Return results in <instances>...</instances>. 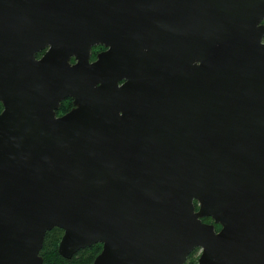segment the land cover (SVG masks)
<instances>
[{
  "label": "water",
  "instance_id": "95a60500",
  "mask_svg": "<svg viewBox=\"0 0 264 264\" xmlns=\"http://www.w3.org/2000/svg\"><path fill=\"white\" fill-rule=\"evenodd\" d=\"M263 40L264 0H0V264L54 228L68 260L264 264Z\"/></svg>",
  "mask_w": 264,
  "mask_h": 264
},
{
  "label": "flooded vegetation",
  "instance_id": "af4514ba",
  "mask_svg": "<svg viewBox=\"0 0 264 264\" xmlns=\"http://www.w3.org/2000/svg\"><path fill=\"white\" fill-rule=\"evenodd\" d=\"M15 26H17L18 28H23V27H27V24L26 23H23V22H17V23H15ZM28 26H30V27H33V25L32 24H30V25H28ZM34 31H38L37 29H35ZM263 42H264V40H263ZM50 49V47L48 46L47 48H45L44 50H42V51H40V52H38L36 55H35V57L39 60V59H41L47 52H48V50ZM107 50V48L106 47H104V45H98V46H94L93 48H92V56H91V59H90V62L91 63H94L96 60H97V56H98V54H100V53H102V52H105ZM76 63V59L75 58H72V64H75ZM124 82H121V84L120 85H122ZM66 100H70V102L72 103V105L70 106V108L69 109H67V111L65 112L64 111V102L66 101ZM73 107V100L71 99V98H67V99H65V100H63V101H61V103H60V106H59V108L56 110V116L57 117H61V116H63V115H65L66 113H68L70 110H71V108ZM4 110V105H3V103L0 101V113L2 112ZM221 229V228H220ZM53 230H60V232H55V233H53V234H51L50 235V237L51 236H56L55 237V239H54V241L53 240H51L53 243H56V249H57V253L59 254V251H58V244H59V242L61 241V238L63 237V235H64V230H62V229H60V228H54ZM53 230H51V231H53ZM51 231H49V232H51ZM219 231V230H218ZM49 232H47V234L49 233ZM47 234H46V236H45V240H46V237H47ZM53 237H51V239H52ZM45 240H44V244H43V248H42V250H41V255H42V257L43 256H45V258H46V260L48 259V256H52V257H54V255H53V250H51L50 249V247H48V249L45 251ZM95 246H99V248H100V251H99V253L95 256V258L93 259V260H91V261H89L88 262V264H92L93 262H94V260L96 259V257L102 252V250H103V244L102 243H98V244H95V245H93V246H91V247H88V248H85V249H82V250H79L78 252H76L74 255H73V257H72V259L71 260H68V259H66V258H64L63 256H61L60 254H59V256L61 257V259H59V261L61 262V264H68V263H72V264H80V261H79V258H80V255L82 254V253H92V251L90 252V251H88V250H90V249H92L93 247H95ZM43 252H44V254H43ZM44 258V257H43ZM44 262H45V259H44ZM44 264V263H43Z\"/></svg>",
  "mask_w": 264,
  "mask_h": 264
},
{
  "label": "trees",
  "instance_id": "16d2710c",
  "mask_svg": "<svg viewBox=\"0 0 264 264\" xmlns=\"http://www.w3.org/2000/svg\"><path fill=\"white\" fill-rule=\"evenodd\" d=\"M64 105H65L64 106V111L66 112L67 109L70 108V106L72 105V103L70 102V100H66L64 102ZM195 205H196V209H198V203L197 202H195ZM203 222H205V223H208V222L213 223V220L211 218H206V219H203ZM220 228L221 227L219 225H216V230L217 231L220 230ZM55 232H60V230H53V231L49 232L47 234V237H46V240H45V246H44L45 247V251L48 249V247H50V249L53 250L54 257L48 256V259L46 260L45 256H43L44 259H45L44 264H61V262L59 261V259H61V257L57 253L56 243H53L51 241L52 239L50 237V235L53 234V233H55ZM98 248H99V246H95V247H93L92 249H90L88 251H90V252L92 251L93 252V251H96ZM43 254H44V252H43ZM192 259H193V253H191L190 258H189V261H188L187 264H193L194 261ZM194 264H196V262Z\"/></svg>",
  "mask_w": 264,
  "mask_h": 264
},
{
  "label": "rangeland",
  "instance_id": "374dc122",
  "mask_svg": "<svg viewBox=\"0 0 264 264\" xmlns=\"http://www.w3.org/2000/svg\"><path fill=\"white\" fill-rule=\"evenodd\" d=\"M208 223H210V222H208ZM51 237H53L52 240L54 241L56 236L54 235V236H51ZM99 251H100V248H98L96 251H93L92 253H89V252L88 253H85V252L82 253L80 255V258H79L80 264H87L89 261L93 260L95 258V256L99 253ZM201 253H202V250L200 248H197L193 252V259L192 260L194 261V263L195 262H196V264L198 263V259H199L200 255H201ZM189 258H190V256H189ZM189 258H188V261H189ZM188 261H187V263H188Z\"/></svg>",
  "mask_w": 264,
  "mask_h": 264
}]
</instances>
